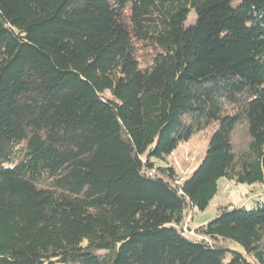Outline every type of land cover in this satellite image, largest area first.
Listing matches in <instances>:
<instances>
[{
  "label": "trees",
  "instance_id": "1",
  "mask_svg": "<svg viewBox=\"0 0 264 264\" xmlns=\"http://www.w3.org/2000/svg\"><path fill=\"white\" fill-rule=\"evenodd\" d=\"M223 178L264 185V0H0V264H264V199L182 233Z\"/></svg>",
  "mask_w": 264,
  "mask_h": 264
},
{
  "label": "rangeland",
  "instance_id": "2",
  "mask_svg": "<svg viewBox=\"0 0 264 264\" xmlns=\"http://www.w3.org/2000/svg\"><path fill=\"white\" fill-rule=\"evenodd\" d=\"M195 21V12L192 10L184 23V26H189ZM109 97L108 94H105ZM188 124L187 119H184ZM209 130L194 131L193 135L186 142L178 144L176 149L171 155L166 157L165 161H156L158 166H170L174 169L179 179H183L185 176L190 175L198 166L201 158L204 155L206 148L207 137ZM250 142L248 134V128L245 121H239L232 134H231V146L235 157L245 151ZM264 199V185H245L236 184L232 181H228L223 178L218 181L217 194L209 202L207 207L203 211L197 209L192 211L191 220L189 222L190 230L189 237L201 238V235H196L195 228L205 225L216 218L219 209L224 207L244 208L251 210L253 207L260 203ZM194 231V232H193ZM262 243L261 250L264 253V227L261 229ZM233 249H239L238 246H232ZM229 256H225V262L229 261Z\"/></svg>",
  "mask_w": 264,
  "mask_h": 264
},
{
  "label": "built area",
  "instance_id": "3",
  "mask_svg": "<svg viewBox=\"0 0 264 264\" xmlns=\"http://www.w3.org/2000/svg\"><path fill=\"white\" fill-rule=\"evenodd\" d=\"M190 230H188V228L186 227V225L182 228V233L185 235V234H188ZM194 232V231H193Z\"/></svg>",
  "mask_w": 264,
  "mask_h": 264
},
{
  "label": "water",
  "instance_id": "4",
  "mask_svg": "<svg viewBox=\"0 0 264 264\" xmlns=\"http://www.w3.org/2000/svg\"><path fill=\"white\" fill-rule=\"evenodd\" d=\"M252 264H257L256 262H253Z\"/></svg>",
  "mask_w": 264,
  "mask_h": 264
}]
</instances>
